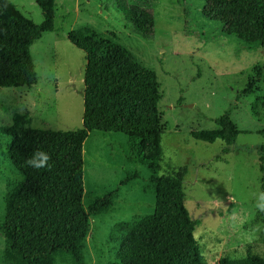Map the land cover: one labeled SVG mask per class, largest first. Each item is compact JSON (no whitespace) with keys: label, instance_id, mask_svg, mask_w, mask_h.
Returning <instances> with one entry per match:
<instances>
[{"label":"rangeland","instance_id":"rangeland-1","mask_svg":"<svg viewBox=\"0 0 264 264\" xmlns=\"http://www.w3.org/2000/svg\"><path fill=\"white\" fill-rule=\"evenodd\" d=\"M35 24L42 22L35 0H10ZM54 30L30 47L37 82L30 88H0V129L19 119L35 129L81 126L85 55L68 40L71 30H92L117 40L134 60L152 69L159 85L161 157L139 150V140L119 132L90 131L83 142L86 211L113 193L112 205L89 216L83 244L86 264H120L118 252L129 227L151 214L154 184L149 177L182 175L184 203L198 219L193 235L205 264L222 256H264V189L259 168L264 146V75L248 96H239L264 62V45L252 48L239 26L226 29L203 12V0H128L153 14V34L143 38L125 26L116 0H54ZM254 105V110L251 106ZM240 131L227 152L221 139H194L192 130H212L223 113ZM255 115H254V114ZM0 134V221L13 184ZM145 156V157H144ZM0 264L5 241L0 234ZM54 264H71L55 258Z\"/></svg>","mask_w":264,"mask_h":264},{"label":"trees","instance_id":"trees-1","mask_svg":"<svg viewBox=\"0 0 264 264\" xmlns=\"http://www.w3.org/2000/svg\"><path fill=\"white\" fill-rule=\"evenodd\" d=\"M43 20L35 24L10 0H0V88H30L37 82L31 45L54 30V0H35ZM132 32L143 38L153 34V14L128 0H116ZM203 12L226 29L239 26L252 34L242 38L249 47L264 45V0H203ZM68 40L85 55L81 126L68 130L31 129L14 119L0 129L6 136L5 158L13 184L8 190L0 234L8 264H54L55 258L86 264L83 244L90 236L89 216L112 205L113 193L82 205V147L90 131L119 132L139 140V150L161 157L159 85L155 72L134 60L117 40L92 30H71ZM264 75V62L239 96H248ZM254 110V105L251 106ZM254 114V113H253ZM255 115V114H254ZM212 130H192L197 140L221 139L229 150L240 133L229 112L215 120ZM259 168L264 189V146ZM49 157L41 167L26 161L39 153ZM145 157V156H144ZM151 214L129 227L120 246V264H205L193 231V219L184 203L182 175H153ZM217 264H264V256L249 249L243 257L222 256Z\"/></svg>","mask_w":264,"mask_h":264},{"label":"clouds","instance_id":"clouds-1","mask_svg":"<svg viewBox=\"0 0 264 264\" xmlns=\"http://www.w3.org/2000/svg\"><path fill=\"white\" fill-rule=\"evenodd\" d=\"M48 159H49L48 155L42 152L39 153L38 162L35 158H30L26 161V163L32 165L33 167H41L44 165V162L47 161Z\"/></svg>","mask_w":264,"mask_h":264},{"label":"crops","instance_id":"crops-1","mask_svg":"<svg viewBox=\"0 0 264 264\" xmlns=\"http://www.w3.org/2000/svg\"><path fill=\"white\" fill-rule=\"evenodd\" d=\"M83 111V110H82Z\"/></svg>","mask_w":264,"mask_h":264}]
</instances>
